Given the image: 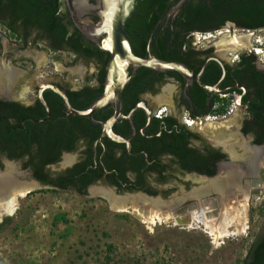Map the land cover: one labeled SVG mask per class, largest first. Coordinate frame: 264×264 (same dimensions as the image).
<instances>
[{
    "label": "flooded vegetation",
    "instance_id": "obj_1",
    "mask_svg": "<svg viewBox=\"0 0 264 264\" xmlns=\"http://www.w3.org/2000/svg\"><path fill=\"white\" fill-rule=\"evenodd\" d=\"M58 1L61 23L65 24L67 20L70 24L68 33L76 31L85 42L84 45L99 50L74 27L65 1ZM88 2L96 5V0ZM25 7L29 10L30 5ZM25 7L22 2L13 5L10 0H0V27L6 29L7 26H12L16 32L13 35L17 39L16 44H13L14 53L6 54L7 58L12 59L20 54L19 51L34 43L36 46L42 45L72 54L75 61L90 62L92 72H85L84 82L73 87L58 82L38 84L28 103L15 99L17 84L10 91L13 80L11 83L5 80L4 84L9 88L6 93L0 94L6 98H0V101L18 103L30 107L34 114H41L45 109L39 102L37 93L40 85L50 84L65 92L73 109H88L103 93L108 56H85L82 47L72 51L64 40L57 43L42 27L34 24L32 12L26 14L28 17L25 20L22 11H16ZM84 18L88 19L89 24L98 22V17L93 13L84 15ZM173 20L163 15L156 25L162 24L165 27L169 24L171 27ZM201 52L204 54L197 56V60L203 59L204 63L214 62L210 60L213 57L219 58L212 49ZM236 56V59L228 62L219 58L224 72L221 70L217 82L210 85L217 89V93L206 90L208 96L199 106L192 104L187 93L193 84L199 82L180 83L155 71L142 76L138 69L129 68L126 74L128 81L121 92L119 115L109 130L112 137L122 138L123 142H116L113 138L102 135L103 125L115 113L114 101L110 100L95 110L90 119L78 118L68 113L56 93L43 88L41 95L49 114L45 112L43 118L33 120L34 123L40 121L37 124L47 122L42 127L44 131L40 132L46 140L43 150L39 152L37 145L32 144L28 155L22 160L10 161L18 162L32 180L48 189L72 190L79 195L95 196L106 202L105 197L93 195L92 192L103 189L111 190L116 198H153L151 201L136 203L137 208L131 211L135 210L143 215L142 211L145 209L150 215L153 209L151 202L163 204L155 211L153 217L156 221H160L156 217L165 214L171 217L172 222H182L197 214L215 221L224 212L237 214L240 222L245 218L244 234L256 235L250 245L262 241L264 225L255 230L250 226V219L264 215V66H257L255 63V71L260 74L262 84L250 85L248 82L251 79H241L234 68L239 59ZM137 83L133 89L127 87ZM169 83L175 85L168 90L172 95L162 102L156 96ZM93 88L101 89L95 98L86 99L80 95L69 99V92ZM215 96L220 98V103H213L209 107ZM74 105L81 108L76 109ZM158 111L161 113L157 114ZM156 114L159 115L158 118L155 117ZM209 114H214L216 118L212 121L205 120ZM185 117L194 121L191 128L185 126ZM211 122L219 126L218 134L203 132V127ZM2 158L6 157H0L1 165ZM29 159L31 163L23 168V163ZM49 159L53 161L45 162ZM36 170L43 174V181L35 177ZM127 204L130 202H126L125 206ZM165 204H169L168 207ZM236 221L229 224L228 229H240L241 226ZM172 224L168 225L179 228L184 226H171Z\"/></svg>",
    "mask_w": 264,
    "mask_h": 264
},
{
    "label": "rangeland",
    "instance_id": "obj_2",
    "mask_svg": "<svg viewBox=\"0 0 264 264\" xmlns=\"http://www.w3.org/2000/svg\"><path fill=\"white\" fill-rule=\"evenodd\" d=\"M234 32L239 37L248 36V43L238 51L221 48L224 44L221 40L228 34L225 27L201 33L210 35V39L195 35L198 42L193 38L192 47L197 51L212 49L227 62L241 53L255 55L254 50L259 49L256 65L264 66V30ZM0 37V63L6 62L16 70L10 91L17 84L14 98L21 102L32 100L38 84L58 82L73 87L84 82L85 72H92L90 62L75 61L72 54L34 43L9 59L6 54L14 53L17 39L3 27ZM171 95L168 91L156 98L164 102ZM203 132L218 134L219 126L211 122L203 127ZM19 179L22 183L30 182ZM124 207L123 211H117L110 208L108 201L72 190L41 188L16 195L13 211L0 219V264H242L256 237L243 234L214 243L201 226L179 228L164 223L151 226L131 215L136 204ZM250 220L255 230L264 225V215Z\"/></svg>",
    "mask_w": 264,
    "mask_h": 264
},
{
    "label": "trees",
    "instance_id": "obj_3",
    "mask_svg": "<svg viewBox=\"0 0 264 264\" xmlns=\"http://www.w3.org/2000/svg\"><path fill=\"white\" fill-rule=\"evenodd\" d=\"M178 0H138L134 12L130 19L126 21L124 32L128 38L131 52L137 57L152 56L166 61H175L185 65V67L195 76L204 63V60H197V56L202 55L201 51L195 50L192 45V34L209 33L219 30L226 23H232L237 29L245 31L264 30V0H191L175 16L171 27L169 24L162 27L157 24L167 10ZM22 2L30 5L29 10L16 9L22 11L26 20V14L32 12V20L35 25L42 27L57 43L65 41L72 51L82 47L85 56L106 55L88 45L79 37L76 31L69 32V21L63 24L58 15V0H10L13 5ZM6 29L12 36L15 29L7 26ZM150 40V42H149ZM201 52V53H199ZM238 62L234 68L238 71L241 79L250 78V85H260L263 80L260 74L255 71L256 56L250 54H239ZM196 59V60H195ZM142 76H146L152 70L138 68ZM221 73V68L216 62H208L205 65L200 77L199 84H193L192 89L187 93L194 106H199L204 101L208 93L202 86H210L217 82ZM162 76L173 78L177 82L184 80L173 71L161 73ZM141 76V78H142ZM135 83V81H133ZM132 82V83H133ZM137 86L129 84L127 87ZM101 92L100 88L84 89L80 92H69V99H75L83 95L86 99L97 97ZM47 103L49 100L45 97ZM220 98L215 96L211 100L209 107L220 103ZM38 105V104H37ZM41 108V107H40ZM79 109L81 106L74 105ZM52 112V108L50 106ZM218 113V110L216 111ZM215 112V113H216ZM37 113V112H36ZM213 113V111L211 112ZM53 115V112H52ZM45 112L34 114L30 107H24L18 103L0 101V157L8 160H22L32 144H36L38 151L43 150L46 140L40 134L44 124L34 123L33 120L43 118ZM39 131V132H37ZM54 141L55 139L52 138ZM45 141V142H44ZM30 158V156H29ZM49 159L45 162H52ZM31 163L30 159L23 163L26 168ZM0 168L2 165L0 164ZM35 177L43 181L44 177L40 170L35 171ZM81 184L80 187H82ZM109 251L112 250L108 246ZM242 264H264V239L256 241L248 247L247 255Z\"/></svg>",
    "mask_w": 264,
    "mask_h": 264
},
{
    "label": "water",
    "instance_id": "obj_4",
    "mask_svg": "<svg viewBox=\"0 0 264 264\" xmlns=\"http://www.w3.org/2000/svg\"><path fill=\"white\" fill-rule=\"evenodd\" d=\"M69 11V16L71 18L72 24L77 29V31L85 39L91 41L100 51L108 54V60L105 65V83L102 95L86 110H75L73 109L67 99L64 91H60L50 84L40 85V90L37 93V97L41 105L44 107L47 115L48 106L42 98L41 91L43 88H48L56 93L62 100L65 109L74 117L90 119L92 114L98 108L104 106L108 101L112 100L115 102V113L114 115L103 125L102 135L113 138L116 142H123L122 138L112 137L109 133L111 124L118 117V110L120 108L121 92L127 83L128 79L126 77L127 70L129 68L138 69L145 68L159 73H166L168 71H173L179 75L187 84L192 82H199V79L203 73L205 65L207 62L203 63L198 73L193 76L192 73L185 67L184 64L175 61H166L157 59L152 56L137 57L130 49V44L128 38L124 32V27L126 21L131 17L132 12L138 0H96V5H92L88 0H64ZM191 0H178L174 5H172L164 17L174 19L175 16L182 10V8ZM93 13L98 17V22L96 24H89L88 19L84 18V15ZM228 29L231 35L233 30L237 29L232 23H226L224 25ZM240 30V29H238ZM245 31V30H241ZM150 42V40H149ZM106 43L107 46H104ZM239 49L233 50L238 51ZM224 51H218V54H223ZM210 60L216 62L223 71V65L219 58L213 57ZM16 71L13 68L8 67L7 63H0V71ZM11 86V85H10ZM170 85H166L162 90L159 97H162L165 92H168ZM204 90H209L217 93V89L211 86H202ZM185 95V92H184ZM1 99H6L3 95H0ZM40 121H35L39 123ZM2 168H0V178L3 177L7 169L12 170V176L15 185L24 184L19 178L29 179L36 187L26 192H32L36 189L48 187L40 186L36 181L30 178L29 173L21 168L18 162L10 161L6 158L1 160ZM110 190V189H109ZM111 191V190H110ZM112 192V191H111ZM126 197V196H123ZM151 201L153 198H146ZM131 215L141 221L140 216L135 212L131 211ZM168 224H172L171 219L168 220ZM178 225H186V222L175 220Z\"/></svg>",
    "mask_w": 264,
    "mask_h": 264
},
{
    "label": "bare ground",
    "instance_id": "obj_5",
    "mask_svg": "<svg viewBox=\"0 0 264 264\" xmlns=\"http://www.w3.org/2000/svg\"><path fill=\"white\" fill-rule=\"evenodd\" d=\"M234 31L235 30H233L231 35H228L229 34V31H228V34H226L227 36L223 37L221 40L224 42L221 48L225 49L226 51L231 50V49L236 50L242 47V45H246L248 43V36L239 37L235 34ZM210 38L211 36H207L204 39H210ZM104 46H107L106 43L104 44ZM13 72L9 70H6L4 72L0 71V94L6 93V90L9 88V86H7L4 83H5V80L11 83L16 73V72L15 73ZM35 187L36 186L33 183H24L21 185H15L13 176H12V170L7 169L3 177L0 178V214L2 213L0 216V219L1 217H3V215H9L8 213H11L13 211L14 196L16 195L23 196L26 192H28L29 190ZM92 194L101 195L105 197L109 203L110 208L117 210V211H123L125 209L124 206L126 202H130L131 204L135 205L138 202L147 201L138 196L136 197L128 196L126 198H116L115 196H113V194L110 191L103 190V189H95L92 192ZM1 205H4V206L1 207ZM168 205L165 204L166 207H168ZM151 206L153 207V209H151L150 215L147 214L148 210H145V209L143 211L141 210L143 212V215L140 214V212H136L135 210L133 211H135L140 216L141 220H144L146 223H148L151 226L155 224L169 223L168 220H170L171 217H169L167 214H165V216L156 217L157 220H160V221L162 220L161 222L156 221L153 217L155 214V211H157L160 208V206H163V204H158V203L156 204L155 202H151ZM238 217L239 216L237 214H232L231 216L230 213L224 212L220 214V216L218 217L216 221L212 219H208L206 216H203L201 214L193 215L189 217V219L183 220V221L186 222L185 226H187V228H195L200 225L202 227V231L205 234H207L215 243L219 239L228 238L231 236L243 235L245 233V229H246L245 228L246 227L245 218L243 219V222H240L238 220ZM235 220H237L236 222H238L241 228L229 231L228 230L229 224L233 223V221ZM176 224L177 223L173 220L172 225H176Z\"/></svg>",
    "mask_w": 264,
    "mask_h": 264
},
{
    "label": "built area",
    "instance_id": "obj_6",
    "mask_svg": "<svg viewBox=\"0 0 264 264\" xmlns=\"http://www.w3.org/2000/svg\"><path fill=\"white\" fill-rule=\"evenodd\" d=\"M195 35H200V36H202V39H204L205 37H207V36H205V35H202L201 33H194L193 34V36H192V39L195 37ZM208 36H210V35H208ZM194 39H196L195 41H197L198 42V37H196V38H194ZM195 44V42H193V45ZM259 49H256V50H254V53H255V55L256 56H258L260 53H258V52H256V51H258ZM260 51V50H259ZM237 58V56H235L234 57V59H236ZM161 113V111H158L157 112V114H160ZM155 115V117L156 118H158L159 117V115ZM216 118V116L214 115V114H209L208 116H206L204 119L205 120H208V121H212V120H214ZM184 124H185V126L186 127H188V128H191L193 125H194V121L193 120H191L190 118H187V117H185L184 118Z\"/></svg>",
    "mask_w": 264,
    "mask_h": 264
},
{
    "label": "clouds",
    "instance_id": "obj_7",
    "mask_svg": "<svg viewBox=\"0 0 264 264\" xmlns=\"http://www.w3.org/2000/svg\"><path fill=\"white\" fill-rule=\"evenodd\" d=\"M192 36H193V34H192Z\"/></svg>",
    "mask_w": 264,
    "mask_h": 264
}]
</instances>
